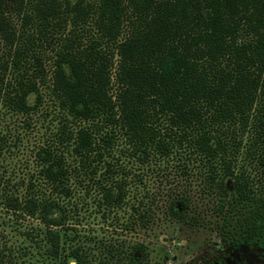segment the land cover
Masks as SVG:
<instances>
[{
    "label": "trees",
    "instance_id": "trees-1",
    "mask_svg": "<svg viewBox=\"0 0 264 264\" xmlns=\"http://www.w3.org/2000/svg\"><path fill=\"white\" fill-rule=\"evenodd\" d=\"M7 4L20 16L19 27ZM0 32L14 47V83L0 85L8 107L30 112L29 95L51 81L59 107L86 122L70 131V153L85 175L107 165L96 180L105 208L128 203L125 177L105 158L122 135L143 164L188 151L199 159L201 195L212 201V219L230 247L264 250V0H0ZM52 42L50 79L40 54ZM249 131L246 153L256 175L237 166ZM37 156L52 190L69 195L64 152L47 145ZM143 203L132 206L125 227L148 225ZM191 203L182 192L168 194L166 213L185 220ZM7 204L39 219L50 255L59 256L57 229L69 208L51 195L10 197ZM80 249L68 255L85 264ZM148 253L136 244L125 264H146Z\"/></svg>",
    "mask_w": 264,
    "mask_h": 264
},
{
    "label": "rangeland",
    "instance_id": "rangeland-1",
    "mask_svg": "<svg viewBox=\"0 0 264 264\" xmlns=\"http://www.w3.org/2000/svg\"><path fill=\"white\" fill-rule=\"evenodd\" d=\"M7 10L11 22L19 27L20 16L14 7L7 4ZM56 43H45L40 54L50 79ZM13 50L0 32V85L14 83ZM50 82L39 86L38 96L29 95L33 109L28 113L11 110L3 87L0 91V264H76L68 255L76 247L85 255V264H125L136 244L146 246V264H264V250L259 254L246 246L234 249L228 244L220 222L212 219V201L201 195L203 170L191 152L180 150L170 158L155 157L143 164L127 149L122 135L105 158L122 174L117 176L125 177L128 203L112 210L99 203L96 180H102L99 174L107 165L100 162L95 175L84 174L78 157L70 153L69 134L86 122L73 119L59 107ZM251 135L249 131L242 136L237 166L245 165L251 175H256L257 168L246 153ZM99 144L103 146L102 141ZM47 145L56 146L67 158L69 195L53 191L40 171L37 152ZM226 182L231 189V180ZM177 192L187 194L192 202L185 220L166 213L168 194ZM32 194L57 197L70 210L67 221L57 229V257L50 255L44 224L7 204V198L24 199ZM140 201L149 209L151 220L147 226L133 223L125 227L135 214L132 206Z\"/></svg>",
    "mask_w": 264,
    "mask_h": 264
}]
</instances>
